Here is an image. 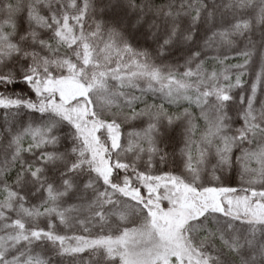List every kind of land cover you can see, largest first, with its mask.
I'll use <instances>...</instances> for the list:
<instances>
[{"label":"snow or ice","instance_id":"1","mask_svg":"<svg viewBox=\"0 0 264 264\" xmlns=\"http://www.w3.org/2000/svg\"><path fill=\"white\" fill-rule=\"evenodd\" d=\"M0 264H264V0H0Z\"/></svg>","mask_w":264,"mask_h":264}]
</instances>
